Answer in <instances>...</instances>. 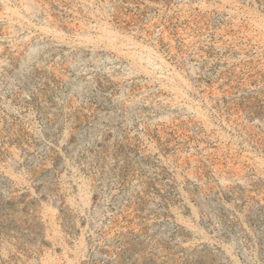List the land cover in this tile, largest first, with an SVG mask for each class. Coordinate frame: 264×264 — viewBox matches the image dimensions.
I'll use <instances>...</instances> for the list:
<instances>
[{
    "label": "rangeland",
    "instance_id": "rangeland-1",
    "mask_svg": "<svg viewBox=\"0 0 264 264\" xmlns=\"http://www.w3.org/2000/svg\"><path fill=\"white\" fill-rule=\"evenodd\" d=\"M0 264H264V0H0Z\"/></svg>",
    "mask_w": 264,
    "mask_h": 264
}]
</instances>
